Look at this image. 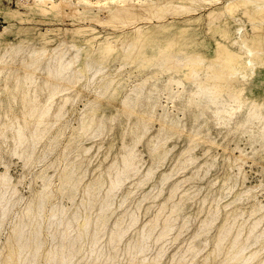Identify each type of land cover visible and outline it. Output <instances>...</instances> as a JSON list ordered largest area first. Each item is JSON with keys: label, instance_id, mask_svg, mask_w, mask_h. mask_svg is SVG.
Returning a JSON list of instances; mask_svg holds the SVG:
<instances>
[{"label": "rangeland", "instance_id": "obj_1", "mask_svg": "<svg viewBox=\"0 0 264 264\" xmlns=\"http://www.w3.org/2000/svg\"><path fill=\"white\" fill-rule=\"evenodd\" d=\"M25 1L27 5H19L18 0H0V24L2 25L0 32L4 27L12 24L13 32L9 35L8 40L11 45L15 46V50L6 55L5 59L7 62L3 60L4 64H2L3 62L0 64V173H7L8 171V175L12 178L18 191V196L16 195L14 200L10 201L3 223L0 225V259L3 258L4 260L5 258L4 261L0 260V263L9 264L6 261L7 259L12 261L16 260L17 252L15 251L16 257L14 259L12 252L11 254L9 253L10 249H8L9 247L7 245L8 240L13 237V233L14 236H16L13 229L20 222L21 224L29 223L30 220H28V217L30 216L32 221L33 215L30 210H28L29 207L27 209L26 207L29 205L30 209L32 208L31 210L36 213L35 204L41 201L44 197L46 198L47 195L50 196V198H46L48 200L44 198V200H46V202L44 201V204L46 208L45 213H47V215L45 216L44 214L45 217L41 219L43 222L40 220V223L42 224L41 237L45 239L41 238V240L45 242L43 247V252L45 254L47 250H53V248L55 249L56 246L60 245L62 242V232L66 229L67 222H70V226H74L73 229L70 227L71 229L69 230V234L71 232L73 233V235L72 233L70 234L71 238L78 235V231L81 228L80 225H82L83 219L87 217L89 211L90 213L93 212L92 220L94 223H97L95 221H98V214H100L99 206L94 205V210L91 209L88 204L84 205L83 198L85 196V190L88 187L90 188L88 190L98 189L99 193L104 191L106 194V190H104L107 189L106 185L96 186L94 184L97 183V180L98 184H100V175L105 176L107 174L108 178L111 180L115 179L116 172L124 167L122 165V156L128 146V149L133 148L135 151L134 153L137 157L135 164L138 168L134 170L136 173H134V171H128L126 175H122L121 184L117 186L120 187H116L117 189L115 188L113 193L108 196V199H110L109 202L111 201V207L109 211L105 212L107 215L105 213L103 214L105 218L108 219H106L108 222L106 224L108 225L103 228V231L106 230L104 232H107V235L102 231L100 235V240L102 242L100 241V245H98L103 256L100 260H97L96 263H88L86 261L81 263L82 261L79 262L75 260L72 264H112L113 262L114 264H133V262H138L137 264H144V262L147 264H153V262L154 264H218V262L219 264H226V257L233 254L235 251V253H238L241 250L240 246L243 244L244 239L246 240L247 236L252 233V231L253 233L250 240L248 239L246 241L248 248L244 254L242 253L244 259L234 260L230 264H263L264 123H261L258 120L246 123L245 113H248L249 110L253 109L252 107H254V105L264 104V67H258L253 73L247 75L246 81L239 83L237 89L243 87V93L241 96L242 105L241 107H239L238 104L233 105L228 113L222 115L223 117L215 116V111L213 110L215 108H207L204 107V105H201L200 110L189 98H182L181 96L186 95V93H183V90L177 85H173V89L177 91V89L180 88L179 91L183 94H181V96L177 95L176 98L170 96L164 87L168 77L166 75H163L158 81V83L160 82L163 84H154L153 82L145 83L147 74L142 71L144 70V64L134 63L127 59H125V61L124 56L120 57L116 56V54L110 57L106 65L102 64L103 66L101 67V70L104 69L105 71L102 70L95 74L98 65H92L91 70L81 82H76V80L71 81L73 75L77 78L81 77L80 73H76V65L70 67L61 77L57 75L50 76L53 72L50 73L47 66L50 65L51 68L55 66L56 60L53 59V57L56 52L54 50L59 47V44L61 48L66 43L65 47L60 49L61 54L64 56V62L69 61L78 52V48L73 44V40H78L81 45V42L79 41L80 39H73L70 34L78 27L90 26L91 28L96 29L97 33L101 36L100 40L102 41L110 36H112L113 39H116L119 36L130 35L132 30L137 26L142 28L156 26L161 21H176L183 23L184 21L193 20L198 17H200L199 24L201 25L199 28L205 30L208 27V17L206 15L209 13V7L200 5L202 8L197 13L180 12L175 15L162 13L161 16L163 18L161 20L156 17H153L154 19H147V17L144 16L141 17V19L134 20L132 24L124 23V20L128 18V16H125L119 20L113 19V22L117 24L116 26V24L112 22L107 24L112 21L111 19L108 21L109 18L106 17L111 9L113 10V8H116L117 6H123L128 3H142L144 0H53L56 4H59V8L49 13H44L37 8L36 5L40 3L39 1ZM50 4L51 3L46 5H49L48 7H50ZM14 9L16 11H14ZM142 12H144V9ZM6 13L11 14L7 17V15H5ZM13 14L15 16H13ZM241 17L247 23L246 26L248 29L249 24L248 20L245 18L246 16L241 15ZM94 18L104 19L103 23L105 24H102V20L99 21L101 24H98L99 22L97 23ZM93 20L96 23L93 22ZM122 20L123 23H121ZM205 36L207 39V45L213 46L217 36H214L211 33L206 34ZM61 42L64 43L62 44ZM41 48H46L47 58H44L40 62L41 65H34L35 58L31 55L33 51L41 50ZM52 50L54 53H52ZM93 50L94 48L91 49L89 47L84 50L81 54L78 65H82L85 62L86 51ZM2 51L0 50L1 55L4 53V50ZM94 56L96 57V55ZM96 58H93V64ZM31 61L33 62L31 63ZM37 66H39V68ZM29 67L31 69L34 67L36 68L29 72ZM72 72H75V74ZM104 76L110 78L114 76L116 82H123L117 93L113 92L116 83L106 93L103 92L104 90H102L100 84L102 83L101 79ZM55 78L60 79L56 80ZM26 83L29 84L27 85ZM49 83L51 85L50 87H47V84L49 86ZM74 84L75 86H73ZM57 85L59 88L56 89V87H58ZM50 89H56V91H51ZM145 91L146 93L144 94L143 92ZM150 91L157 92L158 95H156L157 93L154 94ZM139 93L140 95L142 94V98H139ZM50 94L51 97L49 96ZM53 94L55 95L53 96L54 98L52 97ZM148 95H151V97ZM33 96L35 97L31 99ZM144 96L147 98H143ZM68 97L71 98V100L64 107V100ZM171 97L175 100L171 99ZM136 98H138L139 101ZM151 98H154V101ZM127 99L128 101L131 100L135 103L132 105L130 101L126 103L123 102ZM147 101L149 103H147ZM33 103H35V106H38V108L45 107L46 105H49L50 107L41 127L38 128L40 129L38 130L39 132L33 127L34 125H29L33 122L35 123V120L31 119L28 113V111L30 112ZM92 103H97L96 121L93 123L94 126L92 125L94 128L92 130L89 128L91 131L87 128L85 134V128H81V123L83 115L93 108L91 106ZM150 103L153 104L152 112H150ZM182 103L185 104L182 105ZM127 105L129 106L127 107ZM248 106H250V108ZM163 109L167 116L163 115L165 114ZM205 110H208V114ZM178 111L181 112L179 113ZM147 112H149L147 115L152 118V122L147 121L149 120L148 116H146ZM234 113L235 115L233 116ZM236 114L241 115H238L239 117L236 119ZM201 117H203L204 120ZM168 118L169 120H167ZM195 118L197 121H201L197 123ZM227 119L234 122H231V124ZM171 120L173 121L171 122ZM24 121H28L29 124ZM164 121L165 123L163 124H166V129L161 134L162 138L159 140V147L156 150L158 152L156 153V151H152L151 149H153V143H156L158 140L157 138H159L158 134L162 126L161 122ZM14 123V127L16 126V128L12 125ZM24 123L26 125H24ZM173 123L175 128H170ZM18 125L25 128L24 140L26 141L23 140L22 144L17 143L18 135L15 130L18 128ZM27 125H29L32 132H29L30 128H27ZM44 125L46 126L43 128L42 126ZM193 126H196V128ZM179 129L184 130L180 131ZM44 131H47L48 133L45 135L44 133L46 132ZM258 133L261 134L259 135ZM194 135L197 137H194ZM37 136L39 138L38 140H36ZM40 136H43V139ZM163 137H165V139H163ZM153 138L154 140H157L154 141L152 140ZM23 143L25 145H23ZM18 145L20 146L16 149ZM184 152L186 154H184ZM16 153H18L17 155L19 156H16ZM116 163H118V166ZM112 164L116 166H113ZM115 167L117 169H114ZM111 168H113L115 172ZM110 169L112 172H110ZM65 172L68 174H72V172L74 173L72 176V183L65 186L66 188L63 186L64 183L62 181L61 183L59 182L61 179L63 180ZM111 175L113 177H111ZM165 177L167 178L166 180H164ZM48 180H50V182ZM122 181L124 183H122ZM76 182L78 184L81 183L78 190L73 189V185ZM50 183H52V189L51 185H48ZM91 183L93 185L89 187ZM100 187H102L103 191ZM59 188L61 189L60 193H58L60 191ZM94 190L92 191L95 192ZM92 193L91 197L93 195ZM36 194H39L40 197L38 196V199L33 200L34 197H36ZM105 194H101V196L103 197ZM114 194L115 196H113ZM112 196L113 199H111ZM49 201H51V203ZM48 203L51 206H48ZM79 208L80 212L82 211L81 213L79 212ZM53 209L56 210V213L54 214L56 216L50 219L48 214H50ZM29 212L31 214H29ZM63 212L68 213L63 215ZM14 213L18 214V217ZM3 214L4 210L1 208L0 221H2ZM76 214L78 216H74ZM79 216L80 218L82 216V218L80 219ZM46 217V220L50 219L49 221L51 222L53 220V222L50 223L49 221H44V218ZM132 218L134 222L132 221ZM79 219L80 221H78ZM75 220L76 222L78 221V223H74ZM164 220L166 222H164ZM116 221L119 226H122H115ZM120 221L122 224H120ZM166 224L169 225L170 228L163 233V236H161L160 233L163 232ZM52 225L53 229L48 230L52 228ZM163 225L165 226L163 227ZM77 227L79 228L78 230ZM152 227H156V230H154L155 228L152 229ZM230 228L233 229V231L230 232L224 240V243H222L223 241L219 242L222 232L228 231ZM31 230L32 227L30 226L24 230V232L26 231V236H29ZM113 230L114 232H116L115 230L119 232L129 231H127L128 233L125 232V234H123L126 236L122 235L123 239L121 238V242L118 241L113 244L110 239ZM111 231L112 234H110ZM148 231L151 234L154 233V235H148ZM235 234H241L242 237L238 240L239 242H236L237 244L234 243ZM10 235H12L11 238ZM137 236H140L139 240L144 238V241H140L142 246H149V248L146 246L147 248L145 247L146 249H144V251L146 252V250H149L146 254L144 252L141 253L142 255H137V259L135 257L134 261H132V254H134L133 248L135 247L134 244H140ZM150 236L152 239H148L151 238ZM231 239L232 241H230ZM229 241L233 244L230 245L231 243ZM248 242L250 243L247 244ZM1 245H7V251L5 250L6 247L3 248ZM68 245L69 241L64 243V251L66 250L65 252L67 254L73 252ZM131 245H134L133 248ZM217 247H219V253L215 254V249H217ZM2 248L6 253H4ZM238 248L240 249L237 251ZM90 249L92 250V247H90ZM223 249L224 251H222ZM124 250H127L126 252L132 255V259L129 258L130 255ZM221 251L223 253H221ZM116 252L118 253L116 254ZM134 252H137V250ZM253 252H256V258H251V253ZM158 253L162 254L160 255ZM4 254L6 257L3 256ZM224 254L226 256H223ZM110 257L115 258H111L113 262L110 260ZM211 257L212 259H210ZM144 258L146 260H144ZM157 258L159 259L158 261ZM106 259L109 261L108 263ZM141 259H143L142 263H139L141 262ZM41 261H45V256Z\"/></svg>", "mask_w": 264, "mask_h": 264}, {"label": "bare ground", "instance_id": "obj_2", "mask_svg": "<svg viewBox=\"0 0 264 264\" xmlns=\"http://www.w3.org/2000/svg\"><path fill=\"white\" fill-rule=\"evenodd\" d=\"M37 1L40 2V3H38L36 5L37 8L39 10H41L42 12H44V13H47V12L49 13V12H51L53 10L55 11L57 8H59V4H56L55 1H53V0H37ZM48 1H49V3H51L50 4L51 5L50 7H48L49 5H46V4H49ZM18 4L19 5H27L25 0H18ZM200 5H204L206 7H209V13H207V15H206L208 17L207 18L208 19V23H207L208 27L204 25L205 27H207L205 30H202V29L199 28V26H201V25L199 24L200 17H198V18H195L193 20H188V21H184V19H183V21H184L183 23H181V22L179 23V22H176V21L175 22H172V21L171 22H169V21L162 22L161 21L156 26H149V27H144V28L137 26V27H135L132 30V33L130 35L119 36L116 39H113L112 36H110V37H107L106 40L102 41V40H100V37L101 36L97 33L96 29L91 28L90 26L78 27V28H76L74 31H72L70 33L72 35L73 39H75V38L76 39L77 38L80 39L79 41L81 42V45L79 44L78 40H73V42H74L73 44H75V46L78 48V52L69 61L64 62V56L61 54L60 49L63 48V47H65L66 43L61 48H60V44H59V47L58 48L55 47L56 49L55 50L53 49V50L56 52V54H54L55 56L53 57V59L56 60V64H55V66L53 68H51L50 65L47 66V69L50 70V73L53 72V74H51L50 76L57 75V76L61 77V76L64 75V73L70 67H72L73 65H76V69H77L76 70V73H80L81 77L80 78H77L75 75H73L71 77V81L76 80V82H81L85 78V76L87 75V73H89V71L91 70L92 65H96V64L98 65V69L95 71V74L99 73L102 70L105 71L104 69L101 70V67L103 66L102 64H105L106 65L108 63L110 57L112 55L116 54V56H120V57L124 56V60L127 59L128 61H131V62H134V63L144 64V70H142V71H144V73L146 72V74H147L146 75V78L144 77L145 78V83L153 82L154 84H156V83H158V81L160 80V78L163 75L164 76L166 75L168 77H167V80H166V85L164 87H165L167 93L170 96H173V97L176 98L177 95L178 96L179 95L181 96V94L186 93V95H182L181 97L182 98H185V97L186 98H189L192 101V103H195V106L197 108H199V109H200V106L201 105H204V107H207V108H215V109H213L215 111V113H214L215 116L220 117L223 114L228 113L229 110H230V108L233 107V105L238 104V106L241 107V105H242L241 96H242V93H243V89H242L243 87H241V89H237L239 83H241L242 81H246L247 75L253 73L258 67H264V0H144V2H142V3H130V4L128 3V4L123 5V6H117L116 8H113V10L111 9L109 11V13L107 14L108 16H106V17L109 18L108 21H110V19L112 21H110V22H108L107 20H105V21L108 22L107 24H109L111 22L112 23H115V22H113V19H118L119 20V19H122L125 16H128V18L126 20H124V23L125 24H130V23L132 24V22L134 20L141 19V17H144V16L147 17V19L148 18L154 19L156 17L157 19H160L161 20L163 18L161 16L162 13L163 14L166 13L167 15H175V14H178L180 12H194V13H197L202 8ZM102 9H103V7H102ZM106 9H108V8H106ZM143 9H144V12H142ZM14 11H16V10L14 9ZM11 13H9V14L6 13L5 15H7V17H8V15H10ZM241 15L246 16L245 18L248 20V24H249L248 29H247V26H246L247 23L243 20V18L241 17ZM13 16H15V15L13 14ZM9 18H10V16H9ZM94 20L98 23L102 19H98V18L95 19L94 18ZM94 20H93V22H95ZM103 20L101 22H102V24H105V23H103L104 22ZM150 21H151V19H150ZM153 22H154V20H153ZM121 23H123V20L121 21ZM156 23H157V21H156ZM205 23H206V21H205ZM98 24H101V23L99 22ZM146 24H148V23H146ZM116 26H117V24H116ZM245 29H246V31H245ZM12 32H13V25L12 24H9L8 26L4 27V29L0 32V50L1 51L4 50V53L2 55H1V52H0V55H1L0 56V64H1V62H3V60H5V62H7L6 59H5L6 58V55L8 53H11L12 51L15 50V46L14 45H11L9 43V40H8V37H9V35ZM66 32H67V30H66ZM209 33L213 34L214 36H217V38H215V42H214V45L213 46L207 45V39H206V36L205 35L206 34H209ZM67 45H68V43H67ZM88 47L91 48V49L94 48V50L93 51H86V60H85V62L82 65H78V62L80 60V57H81L82 52L84 50H86ZM45 49L46 48H43V49L41 48V50H36L35 52L33 51V53H32L31 56L35 58L34 59L35 60L34 61V65H39L40 62L44 58H47L46 57L47 56V50H45ZM53 50H52V53H54ZM94 55H96V57L97 56L98 57L96 58ZM12 56H14V55H12ZM93 58H96L94 64L92 63V61H94ZM32 62L33 61H31V63ZM2 64H4V62ZM6 66H7V64H6ZM29 66H30V64H29ZM37 67L39 68V66H37ZM31 68H32V66H31ZM31 68H30V71L29 72H31L36 67H34L33 69H31ZM137 68H138V66H137ZM26 69H27V67H26ZM72 73L75 74V72H72ZM28 79H30V78H28ZM52 79H54V78H52ZM57 79H60V78H57ZM26 80H27V77H26ZM35 80H37V79H35ZM101 80H102V83L100 84V86H101L102 90H104L103 92H105V93L110 88H112L115 83H116L115 84L116 86L113 88V92L117 93L119 91L120 86L123 83L122 81L116 82V78L114 76L112 78H110L108 76H104ZM27 82H28V80H27ZM8 83H9V81H8ZM8 83H6V84H8ZM51 83H52V81H51ZM61 83H63V82H61ZM26 84L28 85L29 83H26ZM30 84H32V83H30ZM160 84H163V83H160ZM50 85H51L50 83H49V86L47 84V87H50ZM173 85H175V86L177 85L178 87H180L183 90L182 91L183 93L179 91L180 88L177 89V91H175L173 89ZM73 86H75V84ZM157 86H159V85H157ZM27 87H29V86H27ZM57 88H59V86L56 87V89ZM52 89H53V87H52ZM56 89L55 90H51L50 89V90L51 91H56ZM158 89H157V91H158ZM162 89H164V88H162ZM162 89H161V91H162ZM30 90H31V88H30ZM140 91H142V90H140ZM151 91H153V90H151ZM158 92L160 93V91H158ZM53 93L56 94L55 92H53ZM143 93L145 94L146 91L143 92ZM151 93L156 94L157 92L156 93L155 92H151ZM54 94L52 95V97L55 96ZM154 94H151V95H154ZM141 95L139 93V98L141 97ZM151 95H148V96L151 97ZM156 95H158V93ZM49 96L51 97V94ZM34 97L35 96L31 97V99L34 98ZM152 97H154V96H152ZM173 97H171V99H173ZM143 98L146 99L147 97L144 96ZM154 98H156V97H154ZM154 98H151V99L153 100ZM136 99L139 101L138 98H136ZM70 100H71V98H69V97L66 100H64L65 103H64L63 106L65 107L67 105V103L70 102ZM173 100H175V99H173ZM129 101L132 103V105L135 103V102L133 103L131 100H129ZM129 101L127 99L126 101H123V102L126 103V102H129ZM184 102H187V101H184ZM46 103H48V102H46ZM125 103H124V105H125ZM147 103H149V102L147 101ZM152 103H150L151 105L149 104V106L151 107L150 112L153 111V104ZM183 104H185V103H182V105ZM260 104H261V102H260ZM39 105H41V104H39ZM53 105H54V103H53ZM129 105H127V107ZM132 105H130V106H132ZM190 105H191V102H190ZM250 105H251V103H250ZM91 106L93 108L90 111H88V113H85L83 115V120H82V123H81V128L82 127L85 128L84 129V133L87 130V128H88V130H89V128L92 130L94 128V127H92V125L96 121V115H97L96 106H97V103H92ZM178 107H177V110H178ZM248 107L250 108V106H248ZM252 108L253 109L249 110L248 113H245V116H246L245 122L246 123H249V122H251L253 120H258L259 122H261V123L263 122L264 123V104L263 105H254V107H252ZM29 109H30V107H29ZM179 109H180V107H179ZM49 110H50L49 105H46L45 107H42V108H38V106H35V103H33L32 107L30 109V112L28 111V113H29L30 118L33 119V120H35V123L34 122L33 123L30 122L31 124H29L28 121L27 122L24 121V122H26L27 124H29L31 126L34 125L33 127L36 128V131H38V130H40L38 128L41 127V125L43 123V120H45V118H46L45 116H47ZM197 111L200 112L199 110H197ZM205 111L207 112L208 110H205ZM205 111H202V112H205ZM163 112H164V109H163ZM148 113L149 112L146 113V116H148V118H149V120H147V121H151L152 118H150L149 115H147ZM164 113L165 114H163V115L165 116L166 115V112H164ZM207 114H208V112H207ZM211 114L214 115L213 113H211ZM241 114H238V115H241ZM243 114H244V112H243ZM57 115H59V114H57ZM202 115H204V114H202ZM234 115H235V113L233 114V116ZM238 115H237L236 119L239 117ZM61 116H59V117H61ZM197 116H199V115H197ZM59 117H57V118H59ZM178 117H179V115H178ZM203 117H201V118L203 119ZM167 120H169V118ZM195 120H196V118H195ZM206 120H207V118H206ZM227 120H229V119H227ZM161 121H162V119H161ZM172 121L173 120H171V122ZM199 121H201V120H199ZM199 121L196 120L197 123ZM218 121L220 122L219 119H218ZM174 122H175V120H174ZM231 122H234V121H230L229 123H231ZM15 123L12 124L13 127H14ZM163 123H165V121L164 122H161L162 126H161V129H160L159 134H158L159 135V138H157L158 140L157 139L154 140V138L152 139L154 141L157 140L156 143H153L154 145L152 146L153 147V149H151L152 151H156L157 148L159 147L158 146L159 145V140L162 138V135L161 134L166 129V127H165L166 124L164 125ZM240 123H241V120H240ZM199 124H201V123H199ZM226 124H227V122H226ZM24 125H26V124L24 123ZM29 125H27L26 127L28 128ZM46 125H48V124H46ZM46 125H44L42 127L44 128ZM244 125H245V123H244ZM196 126H193V127L196 128ZM14 128H16V126ZM170 128H175L174 127V123L170 126ZM178 128H180V127H178ZM24 129L25 128L23 126L18 125V128L15 130L17 132V135H18V138H17V143L18 144H22V141L25 139L24 138V131H25ZM167 129H168V127H167ZM176 129H177V126H176ZM91 130H89V131H91ZM179 130L180 131H183L184 129H182V130L179 129ZM259 130H261V129H259ZM263 130H264V128H263ZM193 131H191V132H193ZM16 132H15V134H16ZM29 132H32L31 131V128H30ZM44 132H46V133H44ZM44 132L43 133L45 135L48 133L47 131H44ZM34 134H37V133H34ZM40 134H42V133H40ZM33 135H31V136H33ZM192 136H193V134H192ZM34 137H35V135H34ZM194 137H197V136L194 135ZM38 139L39 138L37 136V139L36 140H38ZM163 139H165V137H163ZM24 141H26V140H24ZM33 142H34V140H33ZM151 143H152V141H151ZM263 143H264V141H263ZM23 145H25V144L23 143ZM19 146L20 145H18L17 148L15 146V148L18 149ZM128 148H129L128 146H127V149L124 148L126 151L123 154V156L121 154V156L123 157V160H122L123 161V164L122 165L124 167L123 168H120L118 170V172H116L117 173L116 175L114 173L115 179L111 180L110 178H108V175L107 174L105 176L104 175H100V177H99L100 184H98V180H97V183L95 182L96 184H94L96 186H99V185L100 186H105L106 185L107 186V189H104V190H106V194L102 190V187H100L101 190L103 191L101 193H99L98 189H96V190L92 189L95 192H93L92 190H88V189H90L88 187L85 190V196L83 198L84 205L85 204L86 205L88 204L91 207V209H94V210H95V206L94 205H98L99 206V212H100V214H98V221H95L97 223H94L93 222V220H92V218H93L92 213L93 212L90 213V211H89L87 217L83 219L82 225H80L81 228L79 229L77 227V230L79 229L78 235H76V237H74V238H71V235L70 234L72 232L70 231L71 233L69 234V230L71 229L70 227H72V226H70L71 225L70 222H67V223L65 222L66 225H67V227L62 232V242L60 243V245L56 246L55 249L53 248V250H47V252L45 254L43 252V247L45 245V242H43L41 240V238L42 239H44V238L41 237L42 224L40 223V220L47 215V213H45L46 212V208H45L44 201L46 202V200H48L46 198H50V196L47 195L49 197H47V196H46V198L44 197L46 200H44V198L43 199L40 198L42 200L39 201V202L37 201L38 203L35 204L36 205V213H34L31 210L32 208L30 209V206L29 205L26 207V209L29 207L28 210H30V212L33 215L32 221L30 219L31 218V216H30V217H28L29 219L26 218V219L30 220L29 223L21 224V222H20L18 224L19 226L18 225L15 226L16 229H15V227L13 225V227H14L13 230H14L16 236H14V233H13V237H12L13 239H12L11 238L12 235H10V238L11 239H9L8 240V243H7V245H8L9 248L6 247L7 245L6 246L5 245L4 246L1 245V247H3V248L6 247V249H5L6 251H7V248L10 249V252L9 253L11 254V252H12V255L14 256V259L16 257L15 251L17 252V258H16V260L15 261H12V260L7 259L6 260L7 263H9V264H72L75 260H77L79 262L82 261L81 263H83L84 261H86L88 263L89 262L96 263L97 260H100V258L103 256L100 248H98V245H100L99 242L101 241L100 240V237H101L100 235H101V233L103 231L104 226L108 225V224H106V223H108L106 221L107 218H105V216L103 214L106 211H109L110 210V207H111L110 206L111 205V203H110L111 201L109 202L110 199H108V196H109V194L113 193V190L119 184H121L122 175H124V174L126 175V173L128 171H134V170H136L138 168V166H136V164H135L136 163V159H137L136 154L134 153L135 151H134L133 148H130V149H128ZM87 151H89V150H87ZM157 152L158 151H156V153ZM17 154L18 153H16L15 155L16 156H19ZM184 154H186V153L184 152ZM29 158H31V157H29ZM189 160H191V159H189ZM117 164L118 163H116V165ZM116 165H113V166H116ZM113 166H111V167H113ZM111 169L114 170V169H117V168L115 167L114 169L113 168H111ZM111 169H110V172H112ZM150 170H152V169H150ZM68 172H69V170H68ZM114 172H115V170H114ZM66 173L67 172H65V176L63 177V180L61 179L59 181L60 183H61V181L64 183V185L62 183V185L64 187L72 183V180H73L72 179V176L74 175L73 172H72V174L71 173L70 174H68V173L66 174ZM134 173H136V172L134 171ZM150 174H151V172H150ZM63 175H64V173H63ZM111 177H113V176L111 175ZM166 179L167 178L165 177L164 180H166ZM48 181L50 182V180H48ZM77 182L74 183L73 189H77L78 190V187H79V185L81 183L78 184L79 182L78 183ZM122 183H124V182L122 181ZM48 185H51V189H52V183H50ZM91 185H93V184L91 183L89 187H91ZM16 187L17 186L13 183L12 178L8 175V171H7V173L6 172L0 173V209L2 208L4 210V214H3V217H2V221H0V225H1V223H3V219L5 218V214H6V211L8 210V206L10 204V201L14 200V197L17 195V192L18 191H17V188ZM119 187H117V188H119ZM60 192H61V189H60V191L58 193H60ZM64 193H65V191H64ZM75 193H77V192H75ZM91 193L93 194L92 197H91ZM101 194H105V196L102 197ZM54 195H53V199H54ZM69 195H70V193H69ZM38 196H39V194L38 195L36 194V197H34L33 200L38 199ZM113 196H115V194ZM113 196H112V198L111 197L110 198L113 199ZM55 199H56V197H55ZM68 199H69V197H68ZM51 201H49V202L51 203ZM123 201H125V200H123ZM55 202H56V200H55ZM48 206H51V205H49V203H48ZM87 208H89V207H87ZM48 210H50V209H48ZM53 210L51 211L50 214H48L50 219H52V217L56 216V215H54L56 213L55 212L56 210H54V211ZM83 210H86V209H83ZM173 210H175V209H173ZM30 212H29V214H31ZM79 212H80V208H79ZM65 213L63 212L62 214L64 215ZM77 213H78V211H77ZM44 214H45V216H44ZM105 214L107 215V213H105ZM15 215L18 217V214H15ZM25 215H26V213H25ZM21 216H23V215H21ZM74 216H78V215L76 214ZM84 217H85V215H84ZM96 217H97V215H96ZM79 218H80V216H79ZM81 218H82V216H81ZM134 218H136V217H134ZM44 219H45L44 221H49L50 220V219L49 220H46L47 217L44 218ZM80 219L78 221H80ZM60 220H62V219H60ZM13 221H14V219H13ZM78 221L76 222V220H75L74 223L75 222L78 223ZM121 221H120V224H122V222H123V221L122 222ZM124 221H126V220H124ZM130 221H131V219H130ZM132 221L134 222L133 218H132ZM51 222H53V220ZM164 222H166V221L164 220ZM152 223H155V222H152ZM11 224H12V222H11ZM58 224H59V222H58ZM167 224H166V226L163 225V227L164 226L165 227L163 229V232L160 233L161 236L164 235L163 234L164 232H166L167 230H169L170 226L167 225ZM94 225H95V228H94ZM116 225H118L117 221H116L115 226ZM29 226L32 227V230L29 233V236H26V233H25L26 231L24 232V230L26 228H28ZM59 226H61V225H59ZM118 226H117V230H118ZM120 226H122V225H120ZM73 227H72V229H73ZM128 227H130V226H128ZM132 227H133V225H132ZM132 227H131V229H132ZM60 228H62V227H60ZM113 228H114V225H113ZM154 228L152 227V229L156 230V227H154ZM51 229H53V225H52V228H50L48 230H51ZM125 229H126V227H125ZM127 229H129V228H127ZM230 229L228 231H223L222 232L221 239H220L219 242H222L223 241L222 243H224V240L227 238V236L230 234V232L233 231V229H231V230ZM117 230H115L116 232H114V230H113V234H112V231L110 233V234H112V237H110V239H111V241H112L113 244L117 243L118 241L121 242V240L123 239L122 237L123 236H126V235H123V234H125V232L129 231V230L122 231L123 232L122 233V232H119ZM154 230H152V231H154ZM104 231H106V230H104ZM144 231L146 232L145 229H144ZM149 231H151V230H149ZM145 232H142V233H145ZM49 233H50V231H49ZM252 233H253V231H252ZM252 233H250L247 236L246 240L244 239V242L245 243L243 242V244L240 246V248H241V250L239 251L240 253L239 252L238 253H235L236 252L235 251L233 254H230L228 257H226V259H225L226 264H230L231 262H233L234 260H237V259H240V260H243L244 259V257H242V253L244 254V252L248 248L247 245H246V241L248 239L250 240V238L252 236ZM105 234L107 235V232ZM150 234L151 233L149 232L148 235H150ZM50 235H52V234H50ZM72 235H73V233H72ZM106 235H104V236H106ZM152 235H154V233H152L151 236ZM52 236H54V235H52ZM144 236H145V234H144ZM139 237L140 236H137V239H138L139 242L144 239V238L143 239L141 238V240H139ZM161 238H163V237H161ZM232 238H234V237H232ZM240 238H242L241 237V234L236 235L235 238H234V243L237 244L236 242ZM137 239H136V241H137ZM148 239H152V237L151 238H148ZM252 239H254V238H252ZM67 241H69V245H70V246L68 245V247H70L71 250H73V252H69L68 251L69 254H67L65 252L66 250L64 251V243H66ZM230 241H232V239ZM147 242H149V241H147ZM230 243H231L230 245L233 244L232 242H230ZM249 243L250 242H248L247 244H249ZM4 244H6V243H4ZM134 245H135V247L133 248ZM134 245L133 246L131 245V247L134 249V251L137 250V252H134L133 251V253H134V254H132L133 255V259H132V255L128 254V252H126L127 250L126 251L124 250L128 255H130L129 258L132 259V261H134L135 257L137 259V257H138L137 255H139L141 253H144L145 252L144 249H146L147 248L146 246H148V245H146L145 246L146 248H145L144 246H142V243L141 242H140V244L136 243ZM114 246H116V245H114ZM119 246H120V243H119ZM87 247H88V249H87ZM90 247H92V250L90 249ZM224 247H225V245H224ZM3 248H2V250H3ZM16 248H17V250H16ZM127 248H128V246H127ZM148 248H149V246H148ZM218 248L219 247H217V249H215L216 250L215 251V254H218L219 253V249ZM240 248H238L237 251ZM102 249H104V248H102ZM5 250H3L4 253H6ZM148 250H146V252ZM44 251H45V249H44ZM222 251H224V249ZM222 251H221V253H223ZM118 252H119V250H118ZM118 252H116V254ZM146 252H145V254H146ZM158 254H160V253H158ZM251 254H252L251 255L252 256L251 258H253V257L256 258V252H253ZM3 256L6 257L5 254ZM44 256H45V261H41L42 258L44 259ZM223 256H226V255L224 254ZM111 258H114V257H110V260H111ZM107 259H106V261H107ZM210 259H212V257ZM0 260L2 261L3 258L0 259ZM4 260H5V258H4ZM142 260L143 259H141V262H139V263H142ZM144 260H146V259L144 258ZM158 260L159 259L157 258V261ZM135 261H137V260H135ZM108 262L109 261H107V263ZM225 262H223V263H225ZM135 263L133 262V264H135ZM181 263H182V261H181ZM78 264H80V263H78ZM112 264H114V262ZM144 264H147V263L144 262ZM153 264H154V262H153ZM204 264H206V263H204ZM218 264H219V262H218ZM263 264H264V262H263Z\"/></svg>", "mask_w": 264, "mask_h": 264}, {"label": "built area", "instance_id": "obj_3", "mask_svg": "<svg viewBox=\"0 0 264 264\" xmlns=\"http://www.w3.org/2000/svg\"><path fill=\"white\" fill-rule=\"evenodd\" d=\"M2 25L0 24V29H1Z\"/></svg>", "mask_w": 264, "mask_h": 264}]
</instances>
